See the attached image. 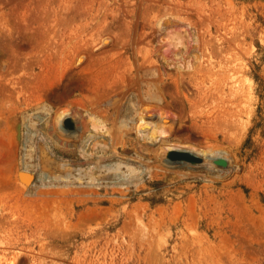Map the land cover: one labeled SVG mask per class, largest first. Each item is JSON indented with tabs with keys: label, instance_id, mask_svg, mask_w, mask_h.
<instances>
[{
	"label": "rangeland",
	"instance_id": "374dc122",
	"mask_svg": "<svg viewBox=\"0 0 264 264\" xmlns=\"http://www.w3.org/2000/svg\"><path fill=\"white\" fill-rule=\"evenodd\" d=\"M214 2L0 0V137L8 144L0 149L11 164L16 160L9 178L0 180V264H264V0H221V28ZM176 31L188 43L185 50L169 46ZM151 79L161 101L141 100ZM130 97L142 101L138 112L167 129V138L144 140L131 126L119 135L116 111ZM61 111L69 115L60 123ZM88 112L107 116L113 136L83 146L91 132ZM25 118L37 128L30 161L37 169L45 163L52 175H76L78 167L94 166L101 152L93 146L102 140L110 152L142 160L150 170L123 188L113 178L59 188L51 209L60 217L51 210L46 215L47 207L34 205L44 200L40 188L58 186L38 180L40 187L24 195L15 179L25 142L12 143L11 128ZM171 143L194 155L215 151L227 167L212 166L201 153V165H166ZM62 161L70 170L59 166Z\"/></svg>",
	"mask_w": 264,
	"mask_h": 264
},
{
	"label": "bare ground",
	"instance_id": "6f19581e",
	"mask_svg": "<svg viewBox=\"0 0 264 264\" xmlns=\"http://www.w3.org/2000/svg\"><path fill=\"white\" fill-rule=\"evenodd\" d=\"M192 2V1H191ZM197 2V1H196ZM213 3V2H212ZM221 0H215V2H214V5H215V12L214 13H216L215 14V17H213L214 19H215V21H216V24H217V26L219 27V28H221V8H222V5H221ZM189 4V3H188ZM194 4V3H193ZM192 4V5H193ZM191 6V5H190ZM207 6V5H206ZM181 7V6H180ZM205 7V6H204ZM214 8V7H213ZM204 9H202V11H203ZM168 11V10H167ZM166 11V12H167ZM201 11V12H202ZM204 12V11H203ZM169 13V11L167 12V14ZM200 13V12H199ZM167 14H166V16H167ZM170 14H171V12H170ZM204 14V13H203ZM156 15H158V14H156ZM156 15L154 16V17H156ZM159 16V15H158ZM157 16V17H158ZM176 16V15H175ZM173 17V16H172ZM207 17V16H206ZM149 18V17H148ZM162 18V17H161ZM161 18H158L157 20H156V22H157V25H161L160 24V21H161ZM177 18V17H176ZM180 20H181V18L180 17H178ZM170 19V18H169ZM154 20V19H153ZM183 21H185V19L183 20ZM155 22V21H154ZM182 22V21H181ZM156 25V24H155ZM163 27V26H162ZM161 27V28H162ZM189 27V26H188ZM164 28V27H163ZM155 29V28H154ZM216 29H217V27H216ZM158 30V29H157ZM157 30H155V31H157ZM185 31H186V29H185ZM218 31V30H217ZM216 31V33H219L220 35H221V33L220 32H217ZM161 32V31H160ZM187 32V31H186ZM175 33V32H174ZM174 33H173V35H171L170 33V37L169 38H171L170 39V45L169 46H172L173 48H176V49H178V50H185L186 49V45L188 44H185L184 43V40L180 37V32L179 31H176V34L174 35ZM168 34V35H169ZM187 34V33H186ZM182 35V34H181ZM172 36V37H171ZM183 36V35H182ZM188 36H189V34H188ZM187 36V37H188ZM165 37V36H164ZM163 37V38H164ZM216 37V36H215ZM165 38H167V36L165 37ZM189 38H190V36H189ZM217 38V37H216ZM220 38V37H219ZM188 39V38H187ZM221 39V38H220ZM164 40V39H163ZM162 40V41H163ZM167 40V39H166ZM166 40H164V41H166ZM216 40V39H215ZM218 40V39H217ZM168 41V40H167ZM186 42V41H185ZM197 42H199L198 40H197ZM206 42V41H205ZM164 43V42H163ZM167 43H169V42H167ZM165 44V43H164ZM206 46V45H205ZM218 46V45H217ZM221 46H219V48H220ZM206 48L207 47H205V50H206ZM218 48V47H217ZM222 49V48H221ZM188 50V49H187ZM218 50V49H217ZM170 51V50H169ZM204 51V50H203ZM208 51V50H207ZM206 51V53H208ZM142 51H139V53H141ZM187 52V51H186ZM143 53V52H142ZM179 53V52H178ZM184 53V52H183ZM147 54V53H146ZM177 54V53H176ZM204 55H206L205 53H203ZM210 54L211 53H209L208 54V56H210ZM140 55V54H139ZM144 55V54H143ZM179 55V54H178ZM184 55V54H183ZM145 57V55L143 56V58ZM180 57V56H179ZM182 57H184V56H182ZM196 57V56H195ZM79 58H81V57H79ZM177 58V57H176ZM210 58V57H209ZM145 59V58H144ZM180 59H181V57H180ZM215 59V58H214ZM208 60V59H207ZM83 61V60H82ZM148 61V60H147ZM214 61V60H213ZM209 62V61H208ZM188 63V61L186 62V64ZM190 63V62H189ZM188 63V64H189ZM228 63V62H227ZM143 64V63H142ZM185 64V65H186ZM182 65V64H181ZM152 66V65H151ZM150 66V67H151ZM156 66V65H155ZM183 66V65H182ZM141 67H142V65H141ZM140 68V67H139ZM152 68V67H151ZM189 68H190V66H189ZM197 68V67H196ZM183 69V68H182ZM115 70H118V69H115ZM179 70H181V69H179ZM188 70H190V69H188ZM191 70H192V66H191ZM199 71V70H198ZM155 72V71H154ZM158 74H159V72L158 71H156ZM197 72V71H196ZM136 73H137V71H136ZM150 74V73H149ZM183 73H181V75H182ZM197 74V73H196ZM212 74H214V73H212ZM135 75L136 74H134V77H135ZM229 75V74H228ZM153 76V75H152ZM160 76V75H159ZM204 76V75H203ZM208 76V75H207ZM235 76V75H234ZM175 77V76H174ZM194 77V76H193ZM236 77V76H235ZM235 77H233L232 76V78L233 79H235ZM177 78V77H176ZM202 78H204V77H202ZM201 78V79H202ZM232 78H230V79H232ZM138 79V78H137ZM179 79V78H178ZM182 79V78H181ZM211 79V78H210ZM151 80H153V79H151ZM156 80V79H155ZM192 80V79H191ZM194 80V79H193ZM136 81V80H135ZM137 82V81H136ZM153 82L154 83H152V81H149V82H145L146 84H147V88H144V89H146L144 92H143V95H142V98H141V100L143 99L144 101H151V102H158V101H161V98H162V96H161V90H160V88H157L156 87V81H154L153 80ZM237 82H239V81H237ZM236 82V84H238ZM107 83V82H106ZM180 84V83H179ZM182 84H184V83H182ZM235 84V83H234ZM136 85V84H135ZM139 85V84H138ZM176 85H178V84H176ZM215 85V84H214ZM158 86V85H157ZM180 86V85H179ZM97 87V86H96ZM118 87V86H117ZM143 87V86H142ZM140 88V87H139ZM139 88H138V90H139ZM236 88H238V87H236ZM181 90V89H180ZM108 91V90H107ZM182 91V90H181ZM110 92V91H109ZM123 92V91H122ZM181 93V92H180ZM141 94V93H140ZM139 94V95H140ZM186 95H188V94H186ZM186 95H184V96H186ZM99 96V95H98ZM129 96H132L131 94L129 95ZM136 96V95H135ZM140 97H141V95H140ZM233 97V96H232ZM102 98V97H101ZM221 98V97H220ZM219 98V99H220ZM115 99H116V97H115ZM127 99V98H126ZM223 99V98H222ZM250 99V98H249ZM100 100V99H99ZM117 100V99H116ZM142 100V101H143ZM221 100V99H220ZM252 100V99H251ZM142 101H140V99H136L135 97H130L129 99H128V101L127 102H125L124 104L123 103H121L120 104V107H119V110H118V112L116 111V115L115 116H118V121H116V124H117V127H118V129H115L117 132H119L120 133V131H122V133H118L120 136L122 135H124L125 133H123V129H126L125 130V132H128L129 131V126H131V128H130V132H136V134L137 135H140L144 140H146V139H151V140H153V139H155L158 135H163L165 138H167L168 137V134L167 133H169V132H167V129H165V130H163L161 127H159L158 126V124L157 123H155L156 121L155 120H153L152 118V116L153 115H149L148 117L150 118V119H152V121L151 120H147V115H145L144 113H139L138 112V106L140 105V103L142 102ZM238 101V100H237ZM115 100H114V104H115ZM113 103V102H112ZM144 103V102H143ZM146 103V102H145ZM148 103V102H147ZM250 103V102H249ZM252 103V102H251ZM113 104V105H114ZM166 104V103H165ZM226 104V103H225ZM92 105H95V104H92ZM108 105V104H107ZM214 105V104H213ZM144 106V105H143ZM107 107V106H106ZM160 107V106H159ZM39 108H41L40 106H39ZM100 108V107H99ZM108 108V107H107ZM112 108H114V107H112ZM116 108V107H115ZM114 108V109H115ZM147 108V107H146ZM155 108V107H154ZM166 108V107H165ZM103 109V108H102ZM151 109H152V107H151ZM156 109H158V107H156ZM41 110H43V111H45V112H49V108L46 106V105H44L43 107H42V109ZM96 110V109H95ZM97 110H99V109H97ZM149 110H150V108H149ZM155 110V109H154ZM159 110V109H158ZM213 110V109H212ZM215 110V109H214ZM66 111V110H65ZM88 111V110H87ZM105 111V110H104ZM109 111V110H108ZM157 111V110H156ZM220 111V110H219ZM233 111V110H232ZM62 112V111H61ZM94 112V111H93ZM105 112H107V111H105ZM102 113V114H106V113ZM114 112V111H113ZM145 112V111H144ZM150 112V111H149ZM148 112V113H149ZM59 113V112H58ZM100 113V112H99ZM94 114V113H92V112H88L87 114H88V118H89V122H90V124H91V132H89L85 137H84V139H83V142H84V145L83 146H85V144H86V141L87 140H90V139H93V138H98V137H102V136H108L109 137V135L110 136H113L112 134H111V129H113L114 127H108L107 126V116L106 115H104V116H106V118L104 119V117H102V116H100V114ZM111 113V112H110ZM212 113V112H211ZM237 114V113H236ZM67 115H69L68 114V112H62V113H60L59 114V116L57 115V117H58V120L60 121V123L61 122H64L65 121V119L67 118ZM157 115H158V113H157ZM167 115V114H166ZM202 115V114H201ZM220 115V114H219ZM227 115H230V114H227ZM234 115V114H233ZM111 117V116H110ZM165 117V116H164ZM115 118V117H114ZM159 118V117H158ZM156 119V118H155ZM160 119V118H159ZM222 119V118H221ZM115 120V119H114ZM164 118H161V121L164 123ZM220 120V119H219ZM157 121H159V122H161L160 120H157ZM167 121V120H166ZM218 121V120H217ZM114 122V121H113ZM136 122H139L140 124L138 125H135V123ZM223 122V121H222ZM59 123V122H58ZM59 123V124H60ZM163 123H162V126H163ZM230 123V122H229ZM65 124V123H64ZM112 124V123H111ZM35 121H33V120H31L30 121V119H29V121H28V123H27V120H26V118H25V120L24 121H20V122H16L15 124H14V128H11V129H14L13 130V134H12V143H14V144H16V145H20V142L21 141H23V142H25V145H24V150H25V153H24V155L22 156V158H21V162H20V165H19V167L17 168V166L15 167L16 169H15V179H16V181L17 182H19V185H17V188H18V186H19V188H20V190H19V192H24V195L26 194V195H29L30 193H32L33 192V190H31V189H36V187H40L38 184H36L37 183V181L39 180L40 182H41V184L42 185H53V186H58V188L57 187H47V188H45V187H42V188H40V192L42 191L43 192V194H50V195H48V196H45V195H42V194H40L41 195V197L44 199V200H39V201H36V203L34 204V205H36V207H38V206H44V207H47V208H45V210L47 209V211H49V212H47V214L46 215H48V213H51L50 212V210L51 211H55L53 214H56L55 215V218H59V217H56L57 215H59L58 214V211L56 210V209H51V207H54V206H57V204L59 203L58 202V200L57 201H54V199H56L57 197H58V195H59V191H57V189L59 190V188H64V187H70L72 184H80V186L81 185H85V184H87V185H99V184H102V183H100L101 181L100 180H102L103 178H108V179H112L113 178V180H116L117 182H113V184L115 185V184H117L118 186H122V188L123 187H128V185L130 186V185H133L134 183H139V181H141L140 179H141V177L139 176V174L141 175V174H143V173H141V172H146V171H149L150 169L149 168H146V167H148V166H145L146 164H144V163H142V160H138V159H136V158H134L133 160V162H132V160H130L129 159V157H127L128 155H123L122 153H115V151L114 150H112L111 152H110V144L108 145V142H104V141H102V140H99L98 142H96V144H94V146L93 147H95V149L97 150V149H99V151L101 152L100 154L101 155H99V157H98V159H96V161L94 162V166L93 167H89V168H87V169H84V168H81V167H78L77 168V174L75 175V174H73V172H67L65 175H52V173L50 174L48 171H47V169H46V167L45 166H43V165H45V163L43 164V165H40L41 167L39 168V169H37L34 165H31V159H33L34 158V154L36 153V151H37V146L35 145V142H34V138L35 137H38V134L37 133H34V132H37V128L35 129ZM66 125V124H65ZM197 126V125H196ZM227 126V125H226ZM62 127V126H61ZM163 127H165V126H163ZM34 130V131H33ZM89 130V129H88ZM114 130V129H113ZM114 130V131H115ZM65 131V132H64ZM74 131V130H73ZM73 131H69L68 129H63L62 130V132H64V133H67L66 135H71V137H77L76 135V133H74ZM114 131H112V132H114ZM115 131V132H116ZM55 132V131H54ZM146 132H148V133H146ZM80 133V132H79ZM79 133H78V135H79ZM86 134V133H85ZM114 135H116V134H114ZM171 135V134H170ZM202 135V134H201ZM127 136H128V134H127ZM49 137V136H48ZM83 137H81V138H83ZM115 137V136H114ZM117 137H119V136H117ZM79 138H80V136H79ZM78 138V139H79ZM119 138H121V137H119ZM173 138V137H172ZM118 139V138H117ZM164 139V138H163ZM169 139V138H168ZM47 140V139H46ZM80 140V139H79ZM115 140H116V137H115ZM157 140V139H156ZM155 140V141H156ZM165 140V139H164ZM96 141V140H95ZM117 141H120V139H118ZM75 142H77V141H75ZM81 143V142H80ZM118 143V142H117ZM164 143H167L166 141H164ZM5 145V148H6V150H7V146H6V144H7V142H3V140L1 139V137H0V146L1 145ZM180 144V143H179ZM178 144V145H179ZM183 144V143H182ZM8 145V144H7ZM111 145H112V147L113 146H115V144L114 143H111ZM140 145V144H139ZM166 145V144H165ZM177 145V144H176ZM189 145V144H188ZM12 146V145H11ZM82 146V148H83V153L84 154H86L87 155V150L85 149V147H83ZM109 146V147H108ZM164 146V145H163ZM180 146V145H179ZM80 147V146H79ZM153 147V146H152ZM160 147V146H159ZM165 147V146H164ZM187 147V146H186ZM13 148H16V146L14 147V145H13ZM166 148L168 149V151H167V153H166V158L165 157H163V156H161V158L163 157V158H165V160H164V162H165V164L166 165H175V164H180V165H184V164H199V165H201V163L199 162V160H200V158H198V156L197 155H199L200 156V153L202 154V155H204L205 157H209V159L211 160V165L212 166H218V167H227V161L219 154V155H217V153H215V151H211V150H209V151H195L196 153H197V155H194V154H192V153H190V152H188V151H185V149H183L182 151H180V150H175L176 148H178V146L176 147L175 145H174V143L172 144L171 143V145L170 144H168V147L166 146ZM180 148V147H179ZM185 148V147H184ZM198 148V147H197ZM17 149V148H16ZM81 149V148H80ZM114 149V148H113ZM161 150H162V148H160ZM5 150V149H4ZM160 150V151H161ZM192 150V149H191ZM194 150V149H193ZM202 150V149H201ZM16 151V150H15ZM43 151V150H42ZM159 151V152H160ZM163 151V150H162ZM174 151H176V152H179V153H186L188 156H192V158H193V160L191 161V160H189V159H186V158H184V159H179V158H176L175 159V157L174 156H172L173 155V153L172 152H174ZM5 152V151H4ZM47 152V151H46ZM92 152H94L93 150H92ZM159 152H157V153H159ZM165 152V151H164ZM16 153V152H15ZM14 153V154H15ZM22 153V152H21ZM89 153V152H88ZM163 153V152H162ZM23 154V153H22ZM160 154V153H159ZM165 154V153H164ZM13 155V154H12ZM82 155V154H81ZM96 155H97V153H96ZM10 156L11 155H7V153H6V155L2 152V150L0 149V176L1 177H5L6 175H7V173H9L10 171H13V168H14V164L16 163V160H15V163L13 162L12 164H11V162L9 161V160H11V158H10ZM14 156V155H13ZM45 156H47V154H45ZM84 156V155H83ZM88 157H92L93 156V153H90V155H87ZM188 156H186L187 158H188ZM87 158V157H86ZM133 158V157H132ZM46 159H47V161H49L50 163H52V161H54L53 160V158H50V157H46ZM55 159V158H54ZM41 161V160H40ZM44 162H46L45 161V159L43 160ZM93 161V160H92ZM222 161L225 163V165H223V163H222ZM88 162V161H87ZM136 162V163H135ZM89 163V162H88ZM87 164V163H86ZM17 165V164H16ZM54 166V165H53ZM52 166V167H53ZM59 166H61V167H63V168H66L67 167V163L66 162H64V161H62V163H60L59 164ZM82 166V165H81ZM39 167V166H38ZM215 167V168H216ZM55 168V167H54ZM190 168V167H189ZM196 168V167H195ZM212 168V167H211ZM53 169V168H52ZM58 169V168H57ZM51 170V169H50ZM65 171L66 170H70V169H64ZM142 170V171H141ZM34 171H35V173L37 174H35L34 173ZM61 171V170H60ZM64 171V172H65ZM57 173H58V171H57ZM62 174V173H61ZM8 175H10V174H8ZM6 176V177H8L9 178V176ZM39 175V177H37ZM0 178V180L2 179H8V178ZM64 178H66V179H64ZM71 178H76L75 180H76V182H74L73 180H71ZM2 180H1V182H2ZM4 180H3V183H4ZM15 181V180H14ZM87 181V182H86ZM110 181V180H109ZM112 181V180H111ZM6 182V181H5ZM8 184L7 185H9L10 184V182H7ZM14 183V184H13ZM12 184L13 185H15V182H13ZM17 184V183H16ZM38 185V186H37ZM136 185V184H135ZM1 186V185H0ZM2 186H4L3 184H2ZM9 186H11V185H9ZM8 186V187H9ZM137 186V185H136ZM4 187H6L7 189H8V187L5 185ZM73 187V186H72ZM92 187V186H91ZM3 188V187H2ZM5 188V189H6ZM11 188H12V186H11ZM18 188V189H19ZM4 189V190H5ZM22 189V190H21ZM24 189V190H23ZM78 189V188H77ZM17 189H15V191H16ZM62 190H64V189H62ZM62 190L60 189V191L62 192ZM76 190V189H75ZM79 190V189H78ZM84 190H86V189H84ZM90 190V189H89ZM88 190V191H89ZM115 190V189H114ZM2 191V190H1ZM14 191V192H15ZM37 191H39V190H37ZM66 191V190H65ZM64 191V192H65ZM72 191V190H71ZM80 191V190H79ZM82 192H84L85 193V191H83V190H81ZM80 191V192H81ZM87 191V190H86ZM119 191H121L120 189L118 190V194H120V195H122V196H124V193H122V192H119ZM128 191V190H127ZM41 192V193H42ZM67 192V191H66ZM96 192V191H95ZM71 193H73L74 194V191L73 192H71ZM13 194H16V192L15 193H13ZM13 194H11V197H12V195ZM61 194V193H60ZM66 195H67V193H65ZM80 194V193H79ZM89 194V193H88ZM87 195V194H86ZM31 196V195H30ZM51 196H53L54 198H53V200H51L50 199V197ZM62 196V195H61ZM80 196V195H79ZM76 197V196H75ZM210 197V196H209ZM30 198V197H29ZM73 198V197H72ZM122 198V197H121ZM212 198V197H211ZM22 199V198H21ZM61 199V198H60ZM123 199V198H122ZM122 199H121V201H122ZM23 200V199H22ZM66 200V199H65ZM79 200H81V199H79ZM72 201V200H71ZM12 202V201H11ZM56 202H58V203H56ZM16 203V202H15ZM66 203V202H65ZM76 203V202H75ZM103 203V201H101L100 203H98V204H102ZM26 204V203H25ZM54 204V205H53ZM56 204V205H55ZM68 204V203H67ZM91 204V203H90ZM88 205V204H87ZM14 206H15V204H14ZM33 207H35V206H33ZM44 207H42L43 208V210H44ZM126 207V206H125ZM125 207H123V208H125ZM135 207H137V206H135ZM32 208V207H31ZM56 208V207H55ZM69 209V208H68ZM92 210L91 211H89V212H93V210H94V207L93 208H91ZM164 209V208H163ZM42 210V209H41ZM45 210H44V212H45ZM138 210H139V208H138ZM30 211L31 210H29V213H30ZM95 211V210H94ZM83 212V211H82ZM160 212V211H159ZM42 213V212H41ZM60 213V212H59ZM84 213V215L86 214V212H83ZM83 213L81 214L82 216H81V218H83L84 219V217L85 216H83ZM95 212H93L92 214H94ZM129 213V212H128ZM140 213V212H139ZM161 213V212H160ZM27 214V213H26ZM67 214V213H66ZM79 214V213H78ZM133 214V213H132ZM131 214V215H132ZM38 215V214H37ZM40 215V214H39ZM42 215V214H41ZM52 215V214H51ZM65 215V214H64ZM136 215V214H135ZM140 215V214H139ZM45 216V215H44ZM43 215H42V217H44ZM49 216H50V214H49ZM88 216H90V215H88V213L86 214V217H88ZM93 216H99L98 214L97 215H93ZM93 216H92V218H93ZM14 217V216H13ZM35 217H36V214H35ZM53 217V216H52ZM131 217V216H130ZM130 217H129V219H130ZM139 217V216H138ZM92 218L90 217L89 219H91L92 220ZM171 218V217H170ZM175 218V217H174ZM8 219V218H7ZM40 219V218H39ZM97 220H99V218H97ZM176 220V219H175ZM22 221V220H21ZM49 221V220H48ZM52 221V220H51ZM57 221V220H56ZM79 221H80V219H79ZM102 221V220H101ZM52 222H54V221H52ZM52 222H50L51 224H52ZM59 221H57V223H58ZM78 222V221H77ZM70 223V222H69ZM82 223V222H81ZM141 223V222H140ZM47 224V223H46ZM55 224V223H54ZM62 224H64V223H62ZM67 224V223H66ZM78 224H80V223H78ZM151 225V224H150ZM155 225V224H154ZM153 225V226H154ZM43 226V225H42ZM56 226V225H55ZM62 226V225H61ZM68 226V225H67ZM140 226V225H139ZM142 226H143V224H142ZM158 226V225H157ZM70 227V226H69ZM71 227H74V224H73V226H71ZM96 227V226H95ZM136 227V226H135ZM134 227V228H135ZM53 228V227H52ZM59 228V227H58ZM63 228V227H62ZM68 228V227H67ZM76 228V227H75ZM79 228V227H78ZM149 228V227H148ZM47 229V228H46ZM70 229V228H69ZM131 229V228H130ZM87 230V229H86ZM125 230H127V229H125ZM124 230V231H125ZM132 231H133V229H131ZM49 231V230H48ZM52 231V230H51ZM63 231V230H62ZM65 231V230H64ZM135 231V230H134ZM136 231H137V229H136ZM68 232V231H67ZM66 232V233H67ZM128 232H130V230L128 231ZM73 233V232H72ZM50 234V233H49ZM54 234V233H53ZM60 234V233H59ZM62 234H64V233H62ZM138 235V234H137ZM140 235V234H139ZM61 236H63V235H61ZM148 236V235H147ZM146 236V237H147ZM138 237V236H137ZM149 238V237H148ZM144 239V238H143ZM149 240V239H148ZM108 241V240H107ZM145 242V241H144ZM152 242V241H151ZM1 243H2V241H1ZM148 244H149V242H148ZM148 244H147V246H148ZM151 244V243H150ZM131 248V247H130ZM29 249V248H28ZM41 252V251H40ZM104 254V253H103ZM15 259H17V258H15ZM19 259V258H18ZM12 261V260H11ZM15 261V260H14ZM16 262V261H15ZM15 264V263H14ZM34 264V263H33ZM103 264V263H102Z\"/></svg>",
	"mask_w": 264,
	"mask_h": 264
},
{
	"label": "water",
	"instance_id": "95a60500",
	"mask_svg": "<svg viewBox=\"0 0 264 264\" xmlns=\"http://www.w3.org/2000/svg\"><path fill=\"white\" fill-rule=\"evenodd\" d=\"M173 153V155L172 156H174L175 157V159L176 158H179V159H184V158H186V159H189V160H193V158H192V156H188L186 153H179V152H176V151H174V152H172ZM186 156H188V158L186 157ZM222 163H223V165H225V163L222 161Z\"/></svg>",
	"mask_w": 264,
	"mask_h": 264
}]
</instances>
